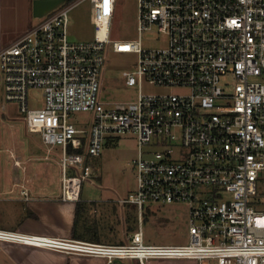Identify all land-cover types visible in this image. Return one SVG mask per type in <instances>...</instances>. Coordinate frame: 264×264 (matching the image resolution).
I'll list each match as a JSON object with an SVG mask.
<instances>
[{"label": "built area", "instance_id": "built-area-1", "mask_svg": "<svg viewBox=\"0 0 264 264\" xmlns=\"http://www.w3.org/2000/svg\"><path fill=\"white\" fill-rule=\"evenodd\" d=\"M58 1L0 51L2 108L15 105L28 132L61 152L65 202L94 183L112 140L133 136L136 186L120 204L135 208L138 230L102 244L0 229V243L103 264H264V0H134V40L111 33L121 0ZM86 3L94 36L71 41V13ZM145 35L162 45L146 48ZM110 54L136 56L121 74L131 102L106 99ZM173 204L188 207V242L147 243L146 210Z\"/></svg>", "mask_w": 264, "mask_h": 264}, {"label": "rangeland", "instance_id": "rangeland-1", "mask_svg": "<svg viewBox=\"0 0 264 264\" xmlns=\"http://www.w3.org/2000/svg\"><path fill=\"white\" fill-rule=\"evenodd\" d=\"M10 1L11 10L15 11V14L11 12L12 18L15 22L19 21V29L23 27L27 19L30 18V22L34 21L31 6L29 14L26 13V0ZM90 17V6L87 3L71 13L68 30L71 41H85L93 38L94 29ZM111 33L114 39L120 40H134L138 37L137 7L134 0L119 2ZM144 38L146 48H157L163 43V38L156 39L151 35H145ZM135 62V55H109L104 72L107 100L121 103L134 100V91L122 88L121 74L123 71L131 69ZM148 90L162 91L153 88ZM0 99L2 100L1 107L4 102L2 97ZM5 109V111L0 110V171L3 172L1 174L6 172L9 175L19 174V171H25L24 164L26 163L34 166L43 163L47 166L48 175L54 177L57 187L62 175L59 165L61 152L58 149L44 146L39 135L28 132L25 121L21 118L15 105L6 103ZM79 117L83 120L88 116L81 114ZM137 148V141L133 136H122L112 140L102 155L94 160V183L91 180L83 183L78 201L89 206L86 216L81 215L79 220L80 231H85V234L81 233L86 237L85 241L121 244L138 230L137 211L129 205L122 206L120 204V200L126 198L136 186L133 160L137 156ZM13 161H21L22 167L11 168L10 164ZM37 171L34 170L33 174L39 173ZM21 172L20 174H22ZM259 192L264 196V184L259 186ZM94 231H97L100 239L94 241L87 239ZM143 233L149 244H186L189 239L188 207L183 204L150 206L144 214ZM71 257L76 258V264H93L92 260H95L86 256Z\"/></svg>", "mask_w": 264, "mask_h": 264}, {"label": "crops", "instance_id": "crops-1", "mask_svg": "<svg viewBox=\"0 0 264 264\" xmlns=\"http://www.w3.org/2000/svg\"><path fill=\"white\" fill-rule=\"evenodd\" d=\"M10 2L0 0V51L22 29L18 27L19 21L15 22L12 18L11 12L15 14V11L11 10ZM29 9L30 2L26 0L27 14ZM0 102L2 103L1 99ZM2 107L3 104L0 110L5 111ZM24 165L25 171H19V174L9 175L6 172L2 175L3 172L0 171V229L51 238L74 239L77 202L61 200V181L56 187L54 177L48 175L46 165ZM10 167H22L21 161L11 162ZM41 167L44 169L39 171ZM34 170L39 173L33 174ZM75 260V257L59 252L0 243V264H76ZM92 261L93 264H103L98 259Z\"/></svg>", "mask_w": 264, "mask_h": 264}, {"label": "trees", "instance_id": "trees-1", "mask_svg": "<svg viewBox=\"0 0 264 264\" xmlns=\"http://www.w3.org/2000/svg\"><path fill=\"white\" fill-rule=\"evenodd\" d=\"M88 207L89 206H86V204L84 202H78L77 205H76V215H75L74 229H73V237H74V239H78V240H83L84 239L85 240V238H86L84 235L81 234V233L85 234V231L84 230H83V232L80 231L79 220H80L81 215L82 216H86L87 209H89ZM132 208L135 210L134 207H132ZM87 231H89V229H87ZM97 231H94L92 234L90 233L91 235L90 236L88 235L89 238H87V239H90L91 241L99 240L100 238H99V234L97 233Z\"/></svg>", "mask_w": 264, "mask_h": 264}, {"label": "water", "instance_id": "water-1", "mask_svg": "<svg viewBox=\"0 0 264 264\" xmlns=\"http://www.w3.org/2000/svg\"><path fill=\"white\" fill-rule=\"evenodd\" d=\"M58 2V0L36 1L33 8L34 16L41 17L46 11L57 5Z\"/></svg>", "mask_w": 264, "mask_h": 264}]
</instances>
